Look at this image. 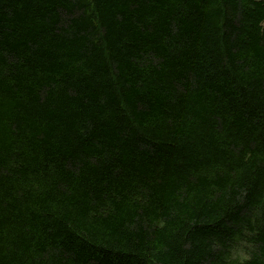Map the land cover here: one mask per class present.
<instances>
[{
    "label": "trees",
    "instance_id": "1",
    "mask_svg": "<svg viewBox=\"0 0 264 264\" xmlns=\"http://www.w3.org/2000/svg\"><path fill=\"white\" fill-rule=\"evenodd\" d=\"M0 264H264V0H0Z\"/></svg>",
    "mask_w": 264,
    "mask_h": 264
}]
</instances>
